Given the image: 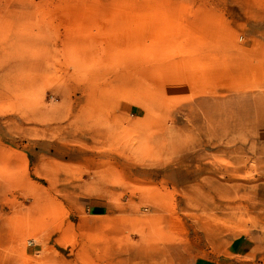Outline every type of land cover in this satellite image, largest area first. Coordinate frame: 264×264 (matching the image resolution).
I'll return each mask as SVG.
<instances>
[{"label":"rangeland","instance_id":"1","mask_svg":"<svg viewBox=\"0 0 264 264\" xmlns=\"http://www.w3.org/2000/svg\"><path fill=\"white\" fill-rule=\"evenodd\" d=\"M0 264H264V0H0Z\"/></svg>","mask_w":264,"mask_h":264},{"label":"built area","instance_id":"2","mask_svg":"<svg viewBox=\"0 0 264 264\" xmlns=\"http://www.w3.org/2000/svg\"><path fill=\"white\" fill-rule=\"evenodd\" d=\"M30 245H32V243H31V242H29V246H30Z\"/></svg>","mask_w":264,"mask_h":264}]
</instances>
